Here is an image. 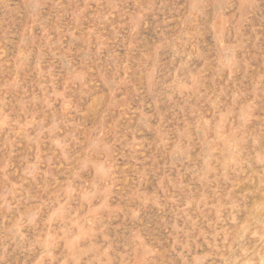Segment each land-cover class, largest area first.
Masks as SVG:
<instances>
[{"label": "rangeland", "instance_id": "374dc122", "mask_svg": "<svg viewBox=\"0 0 264 264\" xmlns=\"http://www.w3.org/2000/svg\"><path fill=\"white\" fill-rule=\"evenodd\" d=\"M0 264H264V0H0Z\"/></svg>", "mask_w": 264, "mask_h": 264}]
</instances>
